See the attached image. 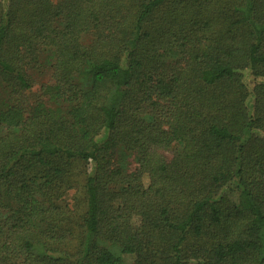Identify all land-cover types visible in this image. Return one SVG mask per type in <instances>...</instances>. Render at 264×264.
Returning a JSON list of instances; mask_svg holds the SVG:
<instances>
[{
    "label": "trees",
    "instance_id": "1",
    "mask_svg": "<svg viewBox=\"0 0 264 264\" xmlns=\"http://www.w3.org/2000/svg\"><path fill=\"white\" fill-rule=\"evenodd\" d=\"M127 255L264 264V0H0V264Z\"/></svg>",
    "mask_w": 264,
    "mask_h": 264
},
{
    "label": "rangeland",
    "instance_id": "2",
    "mask_svg": "<svg viewBox=\"0 0 264 264\" xmlns=\"http://www.w3.org/2000/svg\"><path fill=\"white\" fill-rule=\"evenodd\" d=\"M145 182L146 183H148V179H146L145 180ZM73 191H69V193H72ZM71 195V194H70ZM72 196V195H71ZM234 199H236L237 198V195H234V196H232ZM125 259H126V262H127V264H132L133 263V261H134V257L133 256H129V255H127L126 257H125Z\"/></svg>",
    "mask_w": 264,
    "mask_h": 264
}]
</instances>
